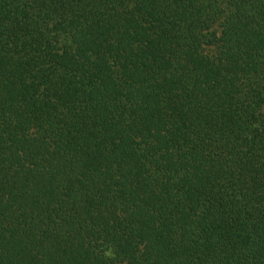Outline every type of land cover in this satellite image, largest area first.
<instances>
[{
	"label": "trees",
	"instance_id": "1",
	"mask_svg": "<svg viewBox=\"0 0 264 264\" xmlns=\"http://www.w3.org/2000/svg\"><path fill=\"white\" fill-rule=\"evenodd\" d=\"M0 264H264V0H0Z\"/></svg>",
	"mask_w": 264,
	"mask_h": 264
}]
</instances>
